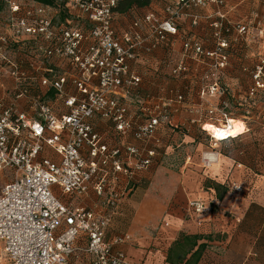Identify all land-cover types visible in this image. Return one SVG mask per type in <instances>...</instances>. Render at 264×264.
<instances>
[{"label": "built area", "instance_id": "built-area-1", "mask_svg": "<svg viewBox=\"0 0 264 264\" xmlns=\"http://www.w3.org/2000/svg\"><path fill=\"white\" fill-rule=\"evenodd\" d=\"M118 1L57 0L52 7L0 0V25L6 27L0 32V70H8L15 86L13 103L0 112V181H7L0 184V260L9 264H69L80 237L87 238L91 264H136L116 248L132 243L131 236L109 238L108 231L137 177L156 164L159 133L172 123V100L136 93L143 83L135 68L141 59L178 37L180 56L166 62L172 77L185 79L195 63L203 70L194 84L208 86L201 97L223 96L219 76L208 81L230 63L223 25H213L217 42L207 48L181 35L179 20L186 10L222 7L228 0H177L166 8L168 16L148 13L125 31L116 27ZM258 2L262 9L247 22L228 25L240 37H264V0ZM54 59L64 70H43ZM253 83L251 96L264 91V61L255 67ZM36 85L46 93L33 95ZM22 100L29 110L19 109ZM57 101L65 110L55 109ZM183 101L182 95L175 100ZM207 113L193 122L215 142L223 140L216 131L228 139L231 117L222 111L214 121L213 106ZM97 121L111 125L115 142L97 130ZM130 136L139 144L128 142ZM46 148L59 161L41 156ZM91 193L94 206L80 204ZM188 207L194 216L207 205L189 200Z\"/></svg>", "mask_w": 264, "mask_h": 264}, {"label": "crops", "instance_id": "crops-1", "mask_svg": "<svg viewBox=\"0 0 264 264\" xmlns=\"http://www.w3.org/2000/svg\"><path fill=\"white\" fill-rule=\"evenodd\" d=\"M177 0H153L152 3L145 8L133 9L126 14H115L116 27L119 31H125L132 28L133 23L139 18L148 13H155L162 18L168 16L166 8L173 6ZM261 4L258 0H228L227 4L222 7L211 5L208 8L189 9L184 11L180 16V31L185 38H196L202 41L205 47L208 48V40L215 37L217 33L214 28L215 23H220L223 27L220 31L223 36L230 37L237 35V32L228 25H238L239 23L247 22L254 11H260ZM63 18V17H62ZM227 30H230L227 33ZM181 40L178 37H171V45L159 49L141 59L137 65L136 70L143 78L144 85L155 86L158 84H166V75L168 66L166 62L170 58H178L182 50ZM238 54V60L241 57ZM54 63L44 66L43 70H55L61 72L64 66L60 61L54 59ZM191 72L184 80L185 83L191 85L196 82L201 68L199 65L192 63ZM203 70V69H202ZM201 70V71H202ZM227 74L231 84L238 83L237 74L241 72V66L236 69L229 68ZM44 72V71H43ZM42 72V74H43ZM47 75H50L49 73ZM228 78L226 77V80ZM236 81V83H234ZM44 89V87L42 88ZM40 93H42L40 88ZM39 93V94H40ZM33 95H38L34 90ZM53 92L49 93L52 95ZM53 96V95H52ZM142 97H153L151 95H141ZM155 98V97H154ZM53 99V98H52ZM55 109L65 110L63 105L57 102ZM20 110H29V101H20ZM242 125L243 121L236 120ZM245 126V125H244ZM97 130L105 135H108L110 142L114 141V132L111 125L105 121H97ZM247 131V127L245 129ZM160 135V134H159ZM128 142L139 144L133 137L127 138ZM43 157H49L55 161H59L60 157L49 148H46L42 153ZM215 164L216 175L214 178L210 177L217 183L226 184L229 188L228 193L220 201L216 199L215 192L206 190L204 182L200 178L195 179L194 183L183 181V184L178 187L179 199L183 189L186 202L189 200H204L212 203L214 211L197 215L191 220L185 221L182 217L183 205L175 207L168 213L166 217V224L168 226H160V224H150V230L153 234H143L144 239L138 240L140 246H148L152 250L149 255L144 254V251L135 249L132 245L127 244L116 247L117 250H122L131 258L136 264H168V250L170 246L177 240L181 233L188 235H205L213 236L212 241L203 240L200 243H208V248L202 255L198 264H264V181L261 185L255 187V174L249 168L248 163L241 162L232 157H225L219 155ZM155 164L152 168H154ZM152 168L140 174L137 177L135 188L138 184L151 177ZM246 183V184H244ZM134 188V189H135ZM242 189L241 193L237 190ZM244 190V191H243ZM133 193H130L121 205L120 210L110 227L117 221L123 220L131 212L132 207L137 208L135 202L133 203ZM97 201L94 193L84 198L80 204L86 207H93ZM232 214V217H225L224 215ZM158 219L155 216V220ZM155 223V222H154ZM108 231V237L109 232ZM153 231V232H152ZM151 236V237H148ZM109 238H112L109 237ZM150 238V239H149ZM149 239V242H148ZM149 243V244H148ZM87 238L80 237L77 243L78 250L69 260V264H91L90 257L86 253Z\"/></svg>", "mask_w": 264, "mask_h": 264}, {"label": "rangeland", "instance_id": "rangeland-1", "mask_svg": "<svg viewBox=\"0 0 264 264\" xmlns=\"http://www.w3.org/2000/svg\"><path fill=\"white\" fill-rule=\"evenodd\" d=\"M5 30V24L0 25V32ZM225 40L228 46L225 52L229 55L230 63L220 72L213 71V74L208 78L209 81L215 77V74L219 76L224 91L221 98H202V89L207 90L208 86L189 85L183 79L173 78L169 68L166 84L155 86L141 84L136 91L139 95H151L156 99L172 100V123L165 125L159 133L162 148L154 168L149 173L151 177L138 184L134 189L132 200L137 208L133 206L127 218L123 216V220L117 221L112 226L109 237L130 235L133 239L130 245L138 251L143 250L146 255H149L152 249L149 248V245L142 244L140 246L137 243L138 240L144 239L141 235L151 233L150 224L158 223L160 226H167L165 221L168 213L180 205L185 207L182 210V217L185 221L194 218L188 209L183 189H181L182 198L180 200L177 188L183 184L184 180L194 183L195 179L198 181V178L202 180L214 178L216 175L215 164L219 155L248 163L252 173L255 174V180H257L255 187L264 181V91H260L254 96L250 95V89L254 84L255 67L264 61V37L234 35ZM216 42L215 37L209 39L208 48H213ZM240 53L242 60L237 58ZM17 61L20 59L18 58ZM240 66L241 72L237 74L239 81L238 83L235 81L236 84L232 85L227 72L230 71L229 68L233 70ZM13 88L15 86L8 70L6 68L0 70V112L13 103L12 100H9V94ZM40 88L44 95L46 89H42L38 85L34 86V91L39 94ZM179 95L184 97L181 104L175 102ZM210 106L218 110V113L213 115L214 121L219 118L220 112L224 111L231 119L243 121L247 126V132L227 143L215 142L202 130L200 124L193 122V120H198L202 114L208 115L207 110ZM205 121L207 119L203 118L202 122ZM3 182L7 181H0V184ZM212 210L214 211L213 206ZM155 216L158 219L155 220ZM224 216L229 218L232 217V214L226 213ZM0 264L9 263L4 258L0 260Z\"/></svg>", "mask_w": 264, "mask_h": 264}, {"label": "trees", "instance_id": "trees-1", "mask_svg": "<svg viewBox=\"0 0 264 264\" xmlns=\"http://www.w3.org/2000/svg\"><path fill=\"white\" fill-rule=\"evenodd\" d=\"M35 1L52 7L57 5V0ZM152 1L153 0H119L116 8L114 9V12L116 14H126L128 12H131V10L133 9L148 7L152 3ZM246 132L247 131H244L239 135L237 134V136L222 140L219 143H227L228 141L236 140ZM204 188L206 190L214 191L216 199L220 201L229 191V188L226 184L222 185L212 179H207L204 182ZM131 193H133V191ZM199 201H203L207 205V207L204 213L197 215H203L205 213L211 212L213 205L212 203L204 200ZM197 215H194V217ZM179 236L180 237L177 238V240L170 246L168 250V257L166 260L168 264H198L202 255L208 248V243L200 242L203 240L212 241L214 239L212 235H188L186 233H181Z\"/></svg>", "mask_w": 264, "mask_h": 264}, {"label": "bare ground", "instance_id": "bare-ground-1", "mask_svg": "<svg viewBox=\"0 0 264 264\" xmlns=\"http://www.w3.org/2000/svg\"><path fill=\"white\" fill-rule=\"evenodd\" d=\"M231 123H232V127L227 132V134L229 135L228 138H230L231 135L233 136H237V134L239 135L240 133L244 132L247 127L244 122L243 123L245 126L239 123L238 121H236V119H232ZM206 128L210 130H215L212 125H208ZM215 135L217 136L218 139L222 138L223 140H225L226 139L225 137L227 136L223 131H216Z\"/></svg>", "mask_w": 264, "mask_h": 264}]
</instances>
